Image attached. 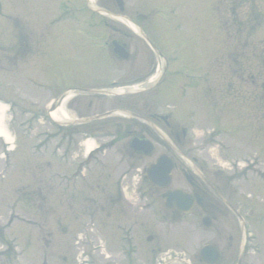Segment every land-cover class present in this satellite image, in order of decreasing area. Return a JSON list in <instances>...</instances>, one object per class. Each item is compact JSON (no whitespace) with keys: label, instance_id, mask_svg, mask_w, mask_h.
Instances as JSON below:
<instances>
[{"label":"flooded vegetation","instance_id":"1","mask_svg":"<svg viewBox=\"0 0 264 264\" xmlns=\"http://www.w3.org/2000/svg\"><path fill=\"white\" fill-rule=\"evenodd\" d=\"M134 2H141L142 7L134 9L127 6ZM158 3V0H154V4L151 0H123V9L119 10L115 0L113 4L112 0H108L100 2L101 6L98 8L105 11L101 13L90 7L85 0L82 6L90 13L88 16L79 18L68 14L76 6L65 8V13L60 14L52 24L55 29L41 32L45 37L41 36L43 41L37 40L36 45L45 44L46 51L52 57L68 59L67 56L74 54L84 60H97L94 65L98 68L96 77L91 79L80 78L76 74L75 87L67 89L73 91L71 95L45 108L44 125H48L44 126L41 142L45 144L46 157L49 159L50 153L56 154L55 159L50 158L63 165L61 172L54 171L55 178L62 181L82 160L81 150L87 136L95 144L90 154L92 157L98 154L101 146L112 145L118 156L113 164L114 168L122 162L127 164L128 153L131 158H140L139 162L144 157L153 158L146 164L140 162V168L136 166L140 178L134 192L125 190L122 184L126 177L124 172L118 174L110 186L95 183L91 186L90 194L82 192L84 195L81 196L85 198L88 195L90 202L95 205L89 212L93 233L83 241L89 249L90 264H100L102 260L103 264H160L166 259H180L186 264H203L198 253L191 256L186 252L181 254L174 249L162 248L156 230L161 218L176 228L183 224L185 228L183 227L182 236L188 243L192 240L191 235L200 239L205 237L204 233H211L214 237L208 240L202 238L203 242L200 244H212L219 252V257L211 264H264V245L257 236L264 229V204H259L262 193L256 189V185L264 183V163L260 168L256 163V157H260V153H248V150L255 149L256 144L255 113L246 111L245 114L232 109L239 107L240 99L237 95H215L212 99V88L200 87L198 102L202 108L217 114L209 116L212 126L206 129L207 135H204L200 143L201 157L191 154L196 149V138L191 132L193 127L185 125L181 128L180 137L175 122L174 104L178 98L177 87L182 79L175 67L173 69L175 58L169 52L172 49L161 46L158 40V34L166 33L167 28L159 18L167 8L161 11L156 5ZM144 9L150 10L143 13ZM72 31L77 34L72 35ZM133 39H139L146 47L131 48ZM146 39L155 45L158 52L149 46ZM162 39L169 43L167 36ZM114 42L124 46L129 54L126 59H119L113 53ZM73 43L82 45L72 46ZM22 44L29 48V41H22ZM130 61L131 65L128 66ZM58 65L64 72L66 66ZM104 68H109L114 73L110 75ZM151 82L150 90L154 89L155 93L151 102L144 95L149 92V87L141 90L139 99H128L127 93L120 91L122 87L132 83L148 86ZM186 87L187 90L191 89L189 85ZM161 100L168 102L172 110L159 111ZM252 102L254 101L248 103ZM191 109L188 108L185 114L193 116L195 110ZM55 110H58L64 120H50V114ZM127 113L131 115L128 116ZM80 120L84 122L79 123ZM221 135L226 136L227 143L218 140L215 143L218 150H227L229 155L230 151L238 152L239 157L222 162L218 155L214 157L209 154L210 144H214L215 139ZM133 137L151 140L153 151L147 156L133 151L129 142ZM185 145L188 150L183 155L179 148ZM157 146L164 151L155 154ZM260 146L264 149V144ZM160 153H166L174 162L171 184L174 171L179 168L177 158L185 164V167L180 168L184 188L179 186L191 202L189 211L185 214L175 208H164L160 215L157 204L160 199L164 203V191L150 187L143 175L145 166L155 161ZM101 160L102 169L97 168L100 165L94 166L89 174L91 176V173L98 172L99 180L101 174L109 176L107 171L110 164L105 159ZM130 166L133 167V164ZM69 167L72 169L69 170ZM143 184L151 190H146L147 187ZM176 187L178 186L172 188ZM69 193L78 198V190ZM129 197L135 204L123 200ZM97 211L103 213L106 221L107 231L103 234V242L99 239L101 228L99 219L95 218ZM146 213L150 218L145 217ZM251 254H259L260 260L257 258L255 263Z\"/></svg>","mask_w":264,"mask_h":264},{"label":"rangeland","instance_id":"2","mask_svg":"<svg viewBox=\"0 0 264 264\" xmlns=\"http://www.w3.org/2000/svg\"><path fill=\"white\" fill-rule=\"evenodd\" d=\"M107 1L93 0L91 3L97 7L101 6L100 2ZM151 1L154 4V0ZM113 2L114 0L112 4ZM158 2L156 5L160 10L167 8L166 12L159 17L166 24V33H159L158 40L161 46L172 49L169 52L175 55L173 69L175 67L198 73L199 71L207 72L208 82H190L192 88L186 94V87L179 89L182 93L177 90L178 98L174 104V111L180 137H182L181 128L185 125L193 127L191 132L196 138V149H193L191 154L200 158L199 145L204 135H207L206 129L212 126L209 116L217 113L202 108L201 103L198 102L199 88L211 87L212 99L215 95H237L240 99L239 107L232 109L243 111L245 114L246 111L255 113L256 144L255 149L248 150V153H260V157H256L258 160L256 163L260 168L263 167L264 149L260 145L264 144V0H158ZM83 3L84 0H0V83L2 84L0 102L7 100L11 103V106L6 107L7 109L11 107V110L10 112L5 110L3 123L14 140L13 150L7 153L9 168L3 177L0 176V245L4 242L3 237L11 238L18 245L17 250L21 255L19 260L24 258L25 264H42L43 261L46 264H73L74 258L81 259L87 256L88 246L83 245L74 249L71 239L76 232H79L80 238L88 239V230L93 225L89 212L93 209L94 203L90 202L88 195H85V198L81 195L90 194L91 186L95 183L110 186L113 179H116L121 172L126 173V177L122 180L125 190L134 192L140 178L136 166L140 168V162L146 164L153 159L144 157L139 162L140 158H131L128 153L127 164L122 162L114 168L113 164L118 158L116 151L113 147L106 150L101 158L110 164L109 170L107 169L109 176L106 173L101 174L99 180L98 172L91 173V176L86 172L85 179H82L84 181L78 179L80 184L77 182L79 191L77 198V196L72 197L64 189L63 184L48 178L54 171L61 172L63 165L51 158L47 159L45 154L32 152L33 145H37L42 140L44 126L48 125L47 123L44 125L45 119L41 112L49 108L50 99L57 98L68 88L75 87L73 85H75L76 74L84 79H91L97 75L98 68L94 65L97 60H84L74 54L67 56L68 59L60 57L57 59L46 51L45 44L36 45L37 40L43 41L42 37H45L40 33L41 30L55 29L50 25L51 20L65 13L67 8ZM140 3H129L127 6L140 9L142 7ZM148 10L150 9H144L142 12L146 13ZM69 14L81 18L90 13L84 10L69 11ZM71 34L75 35L77 32L72 31ZM112 34H114L113 31ZM25 35L29 41V48L22 44L24 39L22 36ZM164 36L169 38V43L162 39ZM24 42H26L25 39ZM9 46L13 48L9 50ZM136 46L146 47L145 43L139 39H133L131 48ZM58 64L66 66L64 72L60 70L61 66L59 67ZM130 65L131 61L128 62V66ZM104 69L112 75L111 69ZM189 91L192 93L190 94ZM144 95L151 102L155 95L154 89H149V92ZM126 96L128 99H139L141 94L129 93ZM252 100L254 102L249 104L248 102ZM242 105L245 106L242 107ZM188 108L195 110L193 116L185 114ZM169 109L172 110L168 102L162 100L161 103L159 102V111L167 112ZM226 109L229 110V108ZM59 117L62 118L60 114ZM29 126L32 128L28 136L26 134ZM155 136L159 142L163 143L157 135ZM88 138L87 136L86 139ZM218 140L227 143L225 135L216 138L214 144H210L209 154H213L214 157L218 155V159L222 162L240 156L238 152L230 151L229 155L227 150H218L215 145ZM91 141L93 147L95 144L93 140ZM4 144V141L0 139V147ZM84 146L81 151L85 153ZM179 150L185 155L188 146L180 147ZM162 151L164 149L157 146L155 154ZM204 153L205 151L202 152ZM48 160H52L51 163H48ZM177 161L179 168L174 171L171 187L184 188V178L180 168L185 167V164L178 158ZM3 164L4 160L0 159V168ZM131 164L133 167L130 166ZM94 166L91 165V169ZM69 168V170L72 169V167ZM97 168L102 169V166ZM258 185L256 189L262 193V201H259V204L263 205L264 183ZM143 186L147 187L146 190H151L146 184ZM123 200L135 204L130 197ZM158 205L162 215L164 204L161 199ZM102 214L97 211L95 216L99 219L101 242L104 240L103 234L107 231ZM145 217L150 218L148 213ZM159 221L156 230L163 249H174L181 254L186 252L193 256L198 253L203 240L213 236L209 232L204 233L205 237L200 239L191 235L192 240L188 243L182 236L185 228L183 224L176 228L165 223L162 218ZM62 228H65V232ZM257 236L264 245V229ZM5 249L6 246L3 243L0 247V263H3L2 260L9 261L10 256L14 257L17 254H15L14 246L10 251ZM253 256V261L257 263V258L260 260L259 254H251V257ZM102 261L100 264L104 263Z\"/></svg>","mask_w":264,"mask_h":264},{"label":"water","instance_id":"3","mask_svg":"<svg viewBox=\"0 0 264 264\" xmlns=\"http://www.w3.org/2000/svg\"><path fill=\"white\" fill-rule=\"evenodd\" d=\"M116 47V52L120 56L126 57V54L122 53V51L120 50L121 47ZM131 147L135 151H142L144 154H149L153 150V146L149 141L141 140L138 138H134L131 140ZM172 168V160L166 155L162 154L156 159L155 163L148 166V168L146 169V175L153 186L159 189H163L166 188L170 183V171L172 170ZM163 196L166 197V208H172L174 206L175 208L184 211V209L189 207L190 202L187 201V196L183 194L179 189H176L174 191H167ZM200 256L204 259V262L207 258V263H211L217 258L218 255L213 248L204 247L200 252Z\"/></svg>","mask_w":264,"mask_h":264},{"label":"bare ground","instance_id":"4","mask_svg":"<svg viewBox=\"0 0 264 264\" xmlns=\"http://www.w3.org/2000/svg\"><path fill=\"white\" fill-rule=\"evenodd\" d=\"M5 110H6V105L0 103V138H2L7 144L12 145V136L9 134V132L7 131L4 123H3V118H4V114H5ZM51 117L53 119L58 120L59 117V112L58 110L52 111L51 112ZM92 148V141L88 140L85 142V149L86 151H90Z\"/></svg>","mask_w":264,"mask_h":264}]
</instances>
